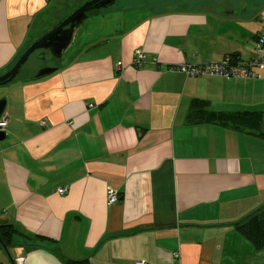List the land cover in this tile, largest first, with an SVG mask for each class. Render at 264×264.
<instances>
[{
    "label": "crops",
    "instance_id": "1",
    "mask_svg": "<svg viewBox=\"0 0 264 264\" xmlns=\"http://www.w3.org/2000/svg\"><path fill=\"white\" fill-rule=\"evenodd\" d=\"M56 2L0 0V74L68 14L44 20ZM130 6L56 72L7 88L0 224L17 232L0 264H264L236 226L264 205V139L191 117L196 100L210 115L260 111L264 133V67L249 79L177 69L249 60L264 0Z\"/></svg>",
    "mask_w": 264,
    "mask_h": 264
},
{
    "label": "rangeland",
    "instance_id": "2",
    "mask_svg": "<svg viewBox=\"0 0 264 264\" xmlns=\"http://www.w3.org/2000/svg\"><path fill=\"white\" fill-rule=\"evenodd\" d=\"M55 9L52 10L51 14H48L44 20H48L49 23H54L63 15L78 7L79 4L87 0H57ZM132 1V2H131ZM136 0H118L114 4L100 8L96 10H91L88 12V17L83 21V23L77 29L76 35L74 37L73 44L64 52L60 58H56L51 54L48 49H37L28 57L27 61L21 66L19 73L13 79L24 80L30 79L36 72L43 67H61L67 61L70 60L71 55L79 50L80 47L85 43L87 37H91V40L95 38L96 32L100 34H106L111 32V30L118 29L120 26L118 23L121 20H126L131 16H135L133 13L134 9L132 6ZM131 2V3H128ZM192 4V3H191ZM153 9H142V14L151 13ZM133 18V17H132ZM49 24V25H50ZM49 25H47L49 27ZM41 30H37L35 35L40 33ZM80 45L78 46L79 41ZM28 43V42H27ZM11 82L0 86V100L6 101V90L9 88ZM4 115V112L3 114ZM4 140L0 141V145L4 144Z\"/></svg>",
    "mask_w": 264,
    "mask_h": 264
},
{
    "label": "water",
    "instance_id": "3",
    "mask_svg": "<svg viewBox=\"0 0 264 264\" xmlns=\"http://www.w3.org/2000/svg\"><path fill=\"white\" fill-rule=\"evenodd\" d=\"M117 0H87L74 8L64 18H62L48 32L40 38L33 40L28 44L24 51L20 54L15 63L6 72L0 74V86L10 83L19 73L21 66L27 61L30 54L37 49H48L51 54L60 58L64 52L73 44L77 29L88 17V12L100 8L108 7L114 4ZM58 70V67H43L40 68L30 81L45 78ZM6 101L0 100V116L5 109ZM5 138V132L0 131V140ZM1 246L6 249L0 238Z\"/></svg>",
    "mask_w": 264,
    "mask_h": 264
},
{
    "label": "trees",
    "instance_id": "4",
    "mask_svg": "<svg viewBox=\"0 0 264 264\" xmlns=\"http://www.w3.org/2000/svg\"><path fill=\"white\" fill-rule=\"evenodd\" d=\"M48 12V11H47ZM70 12V11H69ZM49 14V12L47 13ZM191 117L196 120L212 119L219 123L230 124L232 127L239 128V126L246 127L251 132L257 133L264 139V133L261 130L263 114L260 111H241L229 114L222 113H207L205 110V103L196 100L192 104ZM237 229L241 234L248 239L256 249L264 248V205L256 212L249 214L246 218L236 223ZM17 230L11 224H0V238L3 244L7 246L11 243L12 236ZM37 240L47 242V238L37 236ZM67 264H87L86 261L70 260Z\"/></svg>",
    "mask_w": 264,
    "mask_h": 264
},
{
    "label": "built area",
    "instance_id": "5",
    "mask_svg": "<svg viewBox=\"0 0 264 264\" xmlns=\"http://www.w3.org/2000/svg\"><path fill=\"white\" fill-rule=\"evenodd\" d=\"M136 62L143 60L144 55L140 51H136ZM264 67V33L260 34L257 42L252 50V56L245 62H238L232 56H225L220 61H210L195 66L181 65L177 69L184 72L187 76L195 77L202 75H219L226 79L232 78H257L259 77L256 68ZM7 126V116H0V131H5ZM59 193H63L64 189H59ZM119 197L116 190L107 191V201L109 204L118 202ZM136 264H144L137 262Z\"/></svg>",
    "mask_w": 264,
    "mask_h": 264
},
{
    "label": "flooded vegetation",
    "instance_id": "6",
    "mask_svg": "<svg viewBox=\"0 0 264 264\" xmlns=\"http://www.w3.org/2000/svg\"><path fill=\"white\" fill-rule=\"evenodd\" d=\"M80 4H81V3H80ZM80 4H79V5H80ZM75 8H76V7H75ZM72 10H73V9H72ZM72 10H71V11H72ZM71 11H70V12H71ZM68 13H69V12H68ZM19 56H20V55H19ZM19 56H18V57H19ZM18 57H17V59H18ZM17 59H16V60H17ZM14 63H15V62H14Z\"/></svg>",
    "mask_w": 264,
    "mask_h": 264
}]
</instances>
